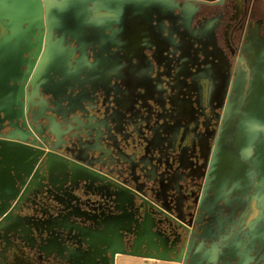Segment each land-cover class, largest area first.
<instances>
[{
    "label": "water",
    "instance_id": "water-1",
    "mask_svg": "<svg viewBox=\"0 0 264 264\" xmlns=\"http://www.w3.org/2000/svg\"><path fill=\"white\" fill-rule=\"evenodd\" d=\"M111 1L0 0V128L4 127L3 123L11 127L8 133L0 132V152L3 146L30 148L27 159L29 169L26 172L17 171L11 166L8 169L9 162L0 153V226L4 227L11 219H18L24 225L32 226L31 229L37 235L45 229L47 237H38L41 244L37 246L38 253L45 258L56 251L47 256L42 245L55 235L63 247V258L70 249H77L91 252L94 264H116L118 255L180 264H264V149L262 152L260 149L257 151L256 146L258 141L264 142V121L254 122L259 117L264 118V113L257 105L264 99V56L260 55L258 50L261 48L257 46L258 40L253 34L247 37L248 42L243 50L253 77L246 108L238 116L233 111L237 119L230 112L227 113L221 135L214 147L209 148L204 165L206 171L200 173L203 182L198 184L199 194L194 198L196 211L190 213L189 221L185 219L182 200L175 198L171 192L181 188L180 181L187 182L186 177L195 181V173L179 174L177 169L167 176L162 175L159 187L152 189L164 201H169L170 197L171 202L175 200L176 214L163 202L154 204L143 188L146 183L143 186L138 183L141 178L139 174L132 177L134 183H131L127 178L112 176L102 168H97L96 163L105 165L106 161L89 158L85 152L88 145L71 150L69 155L59 151L61 116L66 119L71 113L67 108L61 110V94L72 87L71 81L74 80L81 81L80 97L66 94L67 100L79 98L81 101L89 97L88 92H95L97 88L94 84L99 75L97 68L102 65L101 69H105L108 65L101 62L113 56L108 49L97 48L93 52L86 49L91 35L100 31L103 23L111 20L108 16L93 19L91 5ZM156 1L166 10L181 9L186 17L192 15L195 9L191 3ZM116 2L122 4L123 1ZM95 9L99 11L98 7ZM109 10L117 12L112 8ZM67 36H70L69 41ZM74 37L77 38L78 47H70ZM180 38L184 43L189 41L188 35ZM124 42L137 45L146 44L147 40L145 37L129 41L116 40V43ZM121 50L123 54H119L120 57H128L129 50ZM128 58H132V55ZM10 81L14 82L12 86ZM26 83L28 86H25ZM86 83L90 85L88 89ZM45 92L51 94L50 106L41 97ZM69 105L70 102L67 107ZM109 118L117 121V112ZM45 120L46 124L42 122ZM76 121L87 129L95 128L80 120ZM79 127L76 126L82 132ZM46 131L54 135L56 140L45 137ZM98 136H103L101 128H98ZM176 138L173 137V144ZM56 155L69 162V177L63 182L52 180L51 161ZM240 162L248 165L251 171L240 167ZM74 164L99 178L91 186L88 178L75 183L72 176ZM121 189L133 194L131 202H121L117 194ZM74 191L81 192L85 197ZM31 199H35L33 205L43 204L40 209H33L40 216L20 213L25 206L31 208L26 203ZM50 203L57 204V207ZM51 210L57 214L54 215ZM125 210L133 214L131 226H120L118 229L115 226L108 227L106 218ZM149 218L152 219L151 226ZM37 221H57L58 225L50 232L46 227L33 225ZM173 223L184 227L185 241L179 253L175 251L181 234L171 232L169 235L161 228L169 225L170 229ZM32 230L25 238L33 246L37 237L34 236L35 232L32 234ZM148 230L152 231L154 246L148 238ZM129 235H133L130 247L126 244ZM175 235V239L171 240V236ZM121 264L153 263L122 260Z\"/></svg>",
    "mask_w": 264,
    "mask_h": 264
},
{
    "label": "flooded vegetation",
    "instance_id": "flooded-vegetation-1",
    "mask_svg": "<svg viewBox=\"0 0 264 264\" xmlns=\"http://www.w3.org/2000/svg\"><path fill=\"white\" fill-rule=\"evenodd\" d=\"M116 1L91 5L93 19L108 16L111 20L91 35L86 49H108L113 56L101 62L108 65L105 69H101L102 65L97 68V88L88 92L89 97L67 100L66 94L80 97L81 81L74 80V88L61 94V110L67 108L71 113L66 119L61 116L59 151L69 155L71 150L88 145L85 152L89 158L106 161L105 165L96 163L97 168L131 183L132 177L139 174L138 183H146L143 188L154 204L163 202L176 214L175 200L171 202L170 197L164 201L152 189L159 187L162 175L177 169L179 174L195 173V181L186 177L187 182L180 181L181 188L171 192L182 200L185 219L189 221L190 213L196 211L194 198L199 194L198 184L203 182L200 173L206 171L209 148L221 135L227 113L233 117L237 112L238 116L246 108L253 77L243 50L250 34L264 49V0H176L195 7L187 17L181 9L166 10L156 0ZM182 35H188V43L181 40ZM144 37L146 44L116 43ZM78 46L74 37L70 47ZM121 48L129 50L127 56L131 54L132 58L120 57ZM13 83L10 81L11 86ZM85 86L88 89L90 85ZM41 97L49 103L51 94L45 92ZM114 112L118 114L117 121L109 118ZM76 120L95 128L82 127ZM3 124L0 132L8 133L11 127ZM98 128L102 137L98 136ZM44 136L56 140L47 131ZM174 136L177 138L173 144ZM32 214L26 216L35 213ZM29 244L20 230L7 232L5 226H0V264H36L27 253V248L32 247ZM42 264L72 263L53 252Z\"/></svg>",
    "mask_w": 264,
    "mask_h": 264
},
{
    "label": "bare ground",
    "instance_id": "bare-ground-1",
    "mask_svg": "<svg viewBox=\"0 0 264 264\" xmlns=\"http://www.w3.org/2000/svg\"><path fill=\"white\" fill-rule=\"evenodd\" d=\"M27 120H29V118H27ZM1 150L2 151L0 153L3 156V159H5L9 162V165H7L8 169H11V167H13V168H16L17 171H19V170H22L24 172L28 171L29 163H27V159L29 156L30 148H28L27 146H21L20 148L3 146V148H1ZM10 163H13V164H10ZM68 164H69V162L60 158V156L53 157V159L51 161V170H52L51 173H52L53 182H55V181L56 182L57 181L63 182L64 180H66L67 177H69V175H68L69 174ZM82 167H84V166H82ZM85 168H87V167H85ZM72 176H73V180L75 183L79 182L80 179H82V178L90 179L89 180L91 182V183H89L90 186L99 178L98 176H96V174L89 172L88 170H84V168H81L80 166H78V164L73 165ZM4 185H7V184H4ZM95 185H97V184H95ZM117 194L119 195V199L121 200L122 203H124L125 201H129V202L132 201V198H133L132 195L133 194L131 192L125 190V189H121ZM34 200L35 199H31V200H29V202H26L27 205H32L33 204L32 201H34ZM23 210H25V207L23 208ZM132 216H133V214H131V211L125 210L123 213H120L117 215H112V216L106 218L105 222L107 223L108 227L115 226V227H117V229L120 226L130 227L131 221L133 218ZM9 219H11V218H9ZM1 221H4V220L1 218ZM33 223H35V222H33ZM2 224H4V222H2ZM151 224H152V219L149 218V225L151 226ZM33 225L37 226L38 228L46 227V228H48V230L50 232H52L53 228L55 227V225H58V223H57V221H55V222H53V221H46V222L45 221H40V222L37 221ZM5 227L7 229V232L10 230H14L16 232L20 230L24 237H28L29 232L31 233V231H29V230H32L31 229L32 226L24 225L22 223V221L18 220V219H15V220L11 219V222L8 221L7 224L5 225ZM149 230H151V228H149ZM149 230H148L147 235H148V238L150 240V243L152 244V246H154L156 244L152 239L153 234L151 233L152 231L149 232ZM34 232H35V235H34ZM44 233H46V235H47V232L45 231V229L42 230V233H40L39 235H36V231L32 230V234L35 237L46 238V235ZM120 236L121 235H119V238H120ZM38 243L41 244V239H40V241L38 240ZM42 246H44V248L42 247V249L46 250L47 253H51L53 251H56L59 254H61L62 253L61 251L63 250V247L61 246L59 240L57 239V237H55V235L48 238L45 241V243H43ZM64 255L67 256V257L66 256L65 257L67 259H69V261H71L72 264H74V263L75 264H94L91 252H82V251H79L77 249H70L69 253H64ZM121 257H124V255H120L117 257V263L116 264L119 263ZM129 257H131V256H129ZM135 259H137V258H135ZM142 260L147 261L146 263H153V264H173V263L164 262V261H160V260H156V259L152 260L149 258H143Z\"/></svg>",
    "mask_w": 264,
    "mask_h": 264
},
{
    "label": "rangeland",
    "instance_id": "rangeland-1",
    "mask_svg": "<svg viewBox=\"0 0 264 264\" xmlns=\"http://www.w3.org/2000/svg\"><path fill=\"white\" fill-rule=\"evenodd\" d=\"M259 52H260V55L262 56H264V49H260V50H258ZM262 101H260L259 103L257 102V105H258V109H260V110H262V112L264 113V99H261ZM259 101V100H258ZM259 105H261V106H259ZM254 107H255V105H254ZM264 121V118H262V117H259V118H257L254 122H256V123H259L260 121ZM258 140H261V138H259ZM256 146H257V151L260 149V151L262 152V150L264 149V142L263 141H258L257 143H256ZM263 154H264V152H263ZM240 167H242V168H245V170H248L249 172L251 171L250 169H249V166L248 165H246V164H244L243 162H240ZM164 226V227H163ZM163 226H161V228L163 229V231L165 230L166 232L165 233H167V234H169L170 235V233L171 232H173V233H179V234H181V236L179 237V241L177 242V249H176V251L175 252H180V250H181V248H182V246H183V243H184V238H185V232H184V230H183V228H180L179 227V225H177L176 223H173V225L172 226H170V229H169V225H163ZM169 229V230H168ZM155 230H157V229H155ZM171 230V231H170ZM16 232V231H15ZM37 235V234H36ZM47 237V236H46ZM50 237V236H49ZM175 237H176V235L174 236V237H172L171 236V240H174L175 239ZM132 240H133V235H129L127 238H126V244H127V246L128 247H130L131 246V244H132ZM40 241V240H39ZM40 244L38 243V242H35L34 244H33V246H36V247H34V249H29V248H27V253H28V255H31L32 257H34L35 259H34V262L36 263V264H42V263H45V261H46V259L47 258H42V257H40V258H42V259H40L39 258V254H38V251H37V246H39ZM30 246H32L31 245V243L29 244V247ZM32 246V247H33ZM118 256H120V255H118ZM129 256H125L124 255V257H121V259H120V261H119V263L118 264H121V262H122V260H129V261H137V262H147V261H143L142 259V257H134L133 258V256H131V257H129ZM135 258H137V259H135ZM49 260V259H48ZM64 261V260H63ZM65 262V261H64ZM53 263H55V261H53ZM169 263H173V262H169ZM173 264H180V263H173Z\"/></svg>",
    "mask_w": 264,
    "mask_h": 264
},
{
    "label": "crops",
    "instance_id": "crops-1",
    "mask_svg": "<svg viewBox=\"0 0 264 264\" xmlns=\"http://www.w3.org/2000/svg\"><path fill=\"white\" fill-rule=\"evenodd\" d=\"M74 193L77 194V195H81V194H82L81 192H78V191H74ZM82 196H83V194H82ZM83 197H85V196H83ZM93 198H95V197H93ZM95 200H97V199H94V201H95ZM37 201H39V199H37ZM98 203H99V202H98ZM98 203H96V204H98ZM50 204H51L52 206H54V207H57V204H54V203H50ZM42 205H43V204L38 205V204L35 203L34 205H33V204L30 205L31 208H27V207L25 206V210H22V211H21V214H22V215H31V213L33 212V214L35 213L34 215H36V216L39 215V216H40V214L34 212L33 209H37V210H38V209H40V208L42 207ZM32 206H34V208H32ZM61 207H63V205H61ZM30 209H31V211H29ZM51 212H54V213H55L54 215L57 214L56 211H52V210H51ZM33 214H32V215H33Z\"/></svg>",
    "mask_w": 264,
    "mask_h": 264
}]
</instances>
